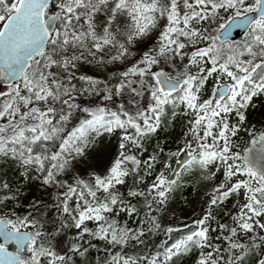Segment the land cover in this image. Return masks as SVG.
I'll return each instance as SVG.
<instances>
[{
    "label": "snow or ice",
    "instance_id": "1",
    "mask_svg": "<svg viewBox=\"0 0 264 264\" xmlns=\"http://www.w3.org/2000/svg\"><path fill=\"white\" fill-rule=\"evenodd\" d=\"M0 83V264H264V0H0Z\"/></svg>",
    "mask_w": 264,
    "mask_h": 264
},
{
    "label": "water",
    "instance_id": "2",
    "mask_svg": "<svg viewBox=\"0 0 264 264\" xmlns=\"http://www.w3.org/2000/svg\"><path fill=\"white\" fill-rule=\"evenodd\" d=\"M243 31V29H234L230 38H232L233 40H237L238 38L243 36ZM0 87H3L2 83H0Z\"/></svg>",
    "mask_w": 264,
    "mask_h": 264
},
{
    "label": "rangeland",
    "instance_id": "3",
    "mask_svg": "<svg viewBox=\"0 0 264 264\" xmlns=\"http://www.w3.org/2000/svg\"><path fill=\"white\" fill-rule=\"evenodd\" d=\"M243 38V37H242ZM242 38H240V39H242Z\"/></svg>",
    "mask_w": 264,
    "mask_h": 264
}]
</instances>
